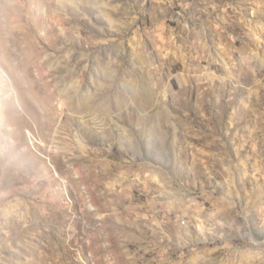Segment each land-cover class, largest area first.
Returning a JSON list of instances; mask_svg holds the SVG:
<instances>
[{
	"label": "rangeland",
	"instance_id": "1",
	"mask_svg": "<svg viewBox=\"0 0 264 264\" xmlns=\"http://www.w3.org/2000/svg\"><path fill=\"white\" fill-rule=\"evenodd\" d=\"M0 264H264V0H0Z\"/></svg>",
	"mask_w": 264,
	"mask_h": 264
},
{
	"label": "bare ground",
	"instance_id": "2",
	"mask_svg": "<svg viewBox=\"0 0 264 264\" xmlns=\"http://www.w3.org/2000/svg\"><path fill=\"white\" fill-rule=\"evenodd\" d=\"M85 98H83V102H84Z\"/></svg>",
	"mask_w": 264,
	"mask_h": 264
}]
</instances>
